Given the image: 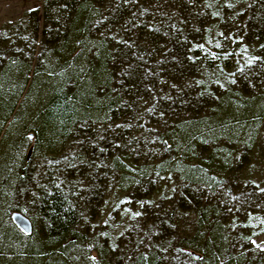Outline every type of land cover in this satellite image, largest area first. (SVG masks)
I'll use <instances>...</instances> for the list:
<instances>
[{"label": "trees", "instance_id": "obj_1", "mask_svg": "<svg viewBox=\"0 0 264 264\" xmlns=\"http://www.w3.org/2000/svg\"><path fill=\"white\" fill-rule=\"evenodd\" d=\"M209 16L203 0H44L40 37L38 10L3 29L0 218L23 189L20 174L29 160L48 158L51 166L41 169L38 193L32 198L35 226L31 223V233L24 235L0 224V264H51L54 259L47 262L43 255L47 245L64 254L79 236L83 204L91 206L102 194L104 180L114 173H119L121 188L141 186L145 181L147 185L154 177L178 173L182 181L178 209L200 215L203 228L199 234L203 235L194 240L206 246L212 264H264V259L249 261L242 250L234 255L224 248L227 242H238L239 235L230 239L225 223L215 220L217 214H211L210 220L209 207L203 205L224 196L206 169L196 165L176 169L161 163L147 170L133 167L126 151L109 153V142L115 138L110 129L118 126L115 132L126 145L128 134L120 130L121 124L142 110L141 103L159 80L193 84L186 95L163 99V106H170L168 111L178 108L190 115L189 121L177 124L172 135L161 140L171 148L187 147V154H192L218 141L239 142L260 119L261 102H231L222 97L214 103V87L198 83V71L214 66L211 50L202 41ZM255 23L264 28V9L248 24L253 27ZM203 110L210 114L198 120L197 113ZM251 132L249 137L254 139L255 131ZM26 134L33 141L29 149ZM66 144L73 152L65 156ZM25 190L30 193L32 188ZM175 220L172 215L157 216L155 223H161L162 233L156 244H168L176 236L171 229ZM192 252L188 254L195 261ZM160 253L140 251L135 264H164L166 256ZM55 258L53 264H61Z\"/></svg>", "mask_w": 264, "mask_h": 264}, {"label": "rangeland", "instance_id": "obj_2", "mask_svg": "<svg viewBox=\"0 0 264 264\" xmlns=\"http://www.w3.org/2000/svg\"><path fill=\"white\" fill-rule=\"evenodd\" d=\"M203 3L209 7L211 16L206 22L202 41L211 50L214 66L209 71H198L199 79L202 83H208L207 87H214V103L222 97L229 98L231 102L237 99L261 102L263 112L260 119L250 126L249 132H245L239 142L218 141L192 154H187V147L175 149L176 145L171 148L168 141L163 144L161 140L171 136L177 124L189 121L190 115L178 108L168 111L170 106H163V99L184 92L186 95L189 85L193 84L190 81L181 85L159 80L156 88L148 92L149 96L145 95L140 107L142 110L121 124L120 130L128 134L125 137L126 145H122L124 139H119L115 132L119 127L110 129L115 138L109 142L112 145L109 153L112 156L126 151L131 155L133 167H145L147 170L161 163H169V168L176 169L183 165L206 169L204 171L208 173L210 181L224 197L210 199L203 206L208 205L210 220L211 214H217L215 220L225 223L224 228L231 233L230 239L239 235L238 242H227L224 246L227 252L237 255L242 250L252 262L264 259V28L258 23L254 24L255 27L248 23L261 14L264 0H203ZM43 6L44 0H0V33L10 25L21 22L30 11L38 10L40 37ZM217 80L219 83H216ZM173 97V100L178 98ZM209 114L207 110L200 111L197 119L203 120L204 115ZM251 131H255L254 139L249 137ZM25 136L26 147L30 148L32 138L27 134ZM64 148L65 156L73 152L68 144ZM47 159L33 158L23 168L20 174L23 189L3 210L1 225H10L18 230L11 220L15 212L34 225L32 198H36L38 193L41 169L51 166V161L46 162ZM111 161L108 159L109 165ZM28 182L31 184L26 186ZM85 183L82 182V189H86ZM103 184L102 194L91 206L86 203L82 206L77 240L69 244L64 254L56 252V246L47 245V251L43 253L45 261L50 262L53 258V264L57 261L56 256L61 264H135L140 251L159 250L160 254L166 256L164 264H212L213 256L206 253V246L194 240L203 235L199 234L203 228L200 215L178 209L177 199L182 184L178 173L154 177L147 185L145 181L141 186L123 188L119 186V173H114V177L110 175ZM27 187L32 188L31 194L26 192ZM135 212L141 215L134 216ZM167 215L178 219L171 228L176 231V236L168 244H156V238L162 231L161 223H155V220L157 216L165 219ZM210 230L213 228L210 227ZM184 245L190 249L183 248ZM189 251L200 254L202 260L190 259Z\"/></svg>", "mask_w": 264, "mask_h": 264}, {"label": "water", "instance_id": "obj_3", "mask_svg": "<svg viewBox=\"0 0 264 264\" xmlns=\"http://www.w3.org/2000/svg\"><path fill=\"white\" fill-rule=\"evenodd\" d=\"M12 222L16 228L24 235H29L32 231L31 222L20 213H14L12 215ZM192 258L195 261L200 259V256L194 252L191 253Z\"/></svg>", "mask_w": 264, "mask_h": 264}, {"label": "snow or ice", "instance_id": "obj_4", "mask_svg": "<svg viewBox=\"0 0 264 264\" xmlns=\"http://www.w3.org/2000/svg\"><path fill=\"white\" fill-rule=\"evenodd\" d=\"M217 46L219 47V45H217ZM198 47L203 48V45H198ZM213 55H215V53H213ZM190 59H194V58H191V57H190ZM249 63H251V58L249 59ZM241 70H242V69H241ZM232 82L235 83L234 80H233ZM198 83H202V82H201V81H198ZM216 83H219V81L217 80ZM133 215H134V216H139V215H141V213H139V212H135V213H133ZM253 243H256V242L253 241ZM258 246H259V245H258ZM93 259H95V258L93 257Z\"/></svg>", "mask_w": 264, "mask_h": 264}]
</instances>
